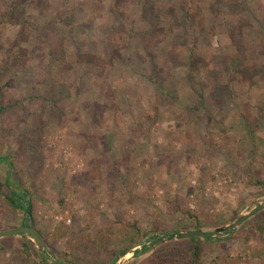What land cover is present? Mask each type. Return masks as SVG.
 I'll use <instances>...</instances> for the list:
<instances>
[{"label": "rangeland", "instance_id": "1", "mask_svg": "<svg viewBox=\"0 0 264 264\" xmlns=\"http://www.w3.org/2000/svg\"><path fill=\"white\" fill-rule=\"evenodd\" d=\"M2 106L0 233L145 264L202 230L201 264H264V0H0ZM0 264L51 263L19 235Z\"/></svg>", "mask_w": 264, "mask_h": 264}, {"label": "trees", "instance_id": "2", "mask_svg": "<svg viewBox=\"0 0 264 264\" xmlns=\"http://www.w3.org/2000/svg\"><path fill=\"white\" fill-rule=\"evenodd\" d=\"M160 84V83H158ZM8 108L1 107L0 113ZM251 185H256L264 188V181H258L251 178ZM14 183H9V181H5L4 183L0 181V208L8 211L10 214L17 212V208H21L19 202L18 191L14 190L12 186ZM18 186V185H17ZM16 186V188H17ZM26 195V192L23 191ZM31 208L29 206L26 217L31 220L32 213ZM254 228L260 232L264 233V211L259 213L256 216V220L253 224ZM21 227H29L28 224L23 223ZM34 227V226H32ZM229 233V232H226ZM40 236V234L37 232ZM28 236V235H26ZM213 234H207L205 236V240L211 239ZM41 237V236H40ZM165 238L169 239L170 242L166 246H163L159 251L154 252L150 258L145 261V264H201V251L202 245L201 240L199 239H191V240H183L180 242H174V236H165ZM160 241V240H159ZM157 241V242H159ZM30 245L33 247V244L30 242ZM126 251L122 252L124 255ZM66 264H75L72 261H65ZM84 264H107L104 260H100L97 258L91 262H86Z\"/></svg>", "mask_w": 264, "mask_h": 264}, {"label": "water", "instance_id": "3", "mask_svg": "<svg viewBox=\"0 0 264 264\" xmlns=\"http://www.w3.org/2000/svg\"><path fill=\"white\" fill-rule=\"evenodd\" d=\"M259 212L264 211V206L260 207ZM251 216H242L236 222L231 224L230 226H226L224 228H219L215 230V233L222 234L225 232H231L238 229L242 224L250 219ZM19 235H28L29 238L35 243L37 249L40 252V255L50 261L51 264H64L59 262L52 257H50L45 251V244L41 237L37 234V232L32 227H21L16 230H11L7 232L0 233V238H7ZM167 236H174L176 241H183V240H191V239H203L207 235L206 232L202 230L196 231H186V232H167ZM159 243H157L158 245Z\"/></svg>", "mask_w": 264, "mask_h": 264}, {"label": "crops", "instance_id": "4", "mask_svg": "<svg viewBox=\"0 0 264 264\" xmlns=\"http://www.w3.org/2000/svg\"><path fill=\"white\" fill-rule=\"evenodd\" d=\"M14 237V236H13Z\"/></svg>", "mask_w": 264, "mask_h": 264}]
</instances>
